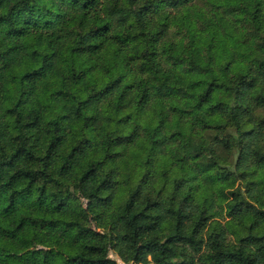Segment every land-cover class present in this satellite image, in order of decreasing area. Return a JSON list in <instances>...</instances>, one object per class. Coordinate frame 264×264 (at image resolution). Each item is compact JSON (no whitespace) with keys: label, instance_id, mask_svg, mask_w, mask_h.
<instances>
[{"label":"trees","instance_id":"obj_1","mask_svg":"<svg viewBox=\"0 0 264 264\" xmlns=\"http://www.w3.org/2000/svg\"><path fill=\"white\" fill-rule=\"evenodd\" d=\"M264 264V0H0V264Z\"/></svg>","mask_w":264,"mask_h":264},{"label":"rangeland","instance_id":"obj_2","mask_svg":"<svg viewBox=\"0 0 264 264\" xmlns=\"http://www.w3.org/2000/svg\"><path fill=\"white\" fill-rule=\"evenodd\" d=\"M111 257L117 259L121 264H125V263H123V262L121 261V259H120L116 254L111 253Z\"/></svg>","mask_w":264,"mask_h":264}]
</instances>
